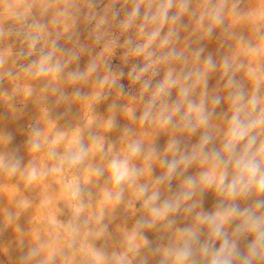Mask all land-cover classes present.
<instances>
[{"label": "clouds", "instance_id": "clouds-1", "mask_svg": "<svg viewBox=\"0 0 264 264\" xmlns=\"http://www.w3.org/2000/svg\"><path fill=\"white\" fill-rule=\"evenodd\" d=\"M0 264H264V0H0Z\"/></svg>", "mask_w": 264, "mask_h": 264}, {"label": "rangeland", "instance_id": "rangeland-1", "mask_svg": "<svg viewBox=\"0 0 264 264\" xmlns=\"http://www.w3.org/2000/svg\"><path fill=\"white\" fill-rule=\"evenodd\" d=\"M210 50H211V46H210ZM161 143H163V139L161 140Z\"/></svg>", "mask_w": 264, "mask_h": 264}]
</instances>
